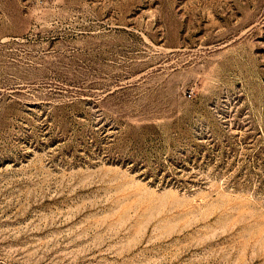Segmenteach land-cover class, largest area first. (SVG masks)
I'll return each mask as SVG.
<instances>
[{"label": "rangeland", "instance_id": "1", "mask_svg": "<svg viewBox=\"0 0 264 264\" xmlns=\"http://www.w3.org/2000/svg\"><path fill=\"white\" fill-rule=\"evenodd\" d=\"M0 264H264V0H0Z\"/></svg>", "mask_w": 264, "mask_h": 264}]
</instances>
